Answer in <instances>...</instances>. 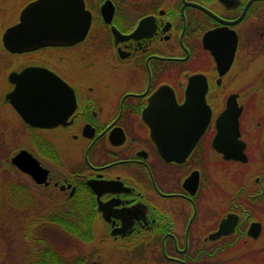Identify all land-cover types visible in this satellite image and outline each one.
<instances>
[{
    "label": "flooded vegetation",
    "instance_id": "1",
    "mask_svg": "<svg viewBox=\"0 0 264 264\" xmlns=\"http://www.w3.org/2000/svg\"><path fill=\"white\" fill-rule=\"evenodd\" d=\"M33 1L0 0V48L5 72L63 82L47 81L58 122L30 125L2 102L46 169V182L24 175L49 205L103 217L107 203L92 233L109 252L79 247L82 264H264V0H59L89 12L82 38L11 52L2 32ZM167 124L169 159L152 127Z\"/></svg>",
    "mask_w": 264,
    "mask_h": 264
},
{
    "label": "water",
    "instance_id": "2",
    "mask_svg": "<svg viewBox=\"0 0 264 264\" xmlns=\"http://www.w3.org/2000/svg\"><path fill=\"white\" fill-rule=\"evenodd\" d=\"M89 22L90 14L87 11L61 10L59 0H35L21 10L16 23L5 28L2 32V43L11 52H22L44 45L71 42L82 38ZM8 80L14 83V87L4 93V97L26 123L45 127L58 122V118L53 119L47 113L48 109L54 108L59 103L51 97L55 93L50 88L52 83L47 81H55L60 86L64 85L58 77L46 68L26 66L18 72L10 71ZM55 85L58 86V84ZM61 103L65 110L63 117H66L74 107L72 95L66 93ZM189 103L188 100L185 106H181L185 112L189 110ZM203 111L206 113L204 118L207 119L208 110ZM169 126V124L152 126L157 134H161L156 138L159 140L162 154L167 159L173 157L170 148L172 138L167 134ZM195 140L196 136L187 139L185 141L187 148L191 147ZM9 161L21 172L29 174L36 183L46 182V169L27 149L20 148L10 156ZM88 182L96 192H99L96 183ZM102 207H107V203L98 201L97 208L105 216L106 211ZM103 219L109 221V217H103Z\"/></svg>",
    "mask_w": 264,
    "mask_h": 264
},
{
    "label": "rangeland",
    "instance_id": "3",
    "mask_svg": "<svg viewBox=\"0 0 264 264\" xmlns=\"http://www.w3.org/2000/svg\"><path fill=\"white\" fill-rule=\"evenodd\" d=\"M2 30L3 27H0V32ZM8 55L10 54L5 53L0 48V71L10 66L9 64L11 59ZM257 63L258 66H262L261 69L264 67V59L258 60ZM8 87L9 84L6 81V77L2 75L0 78V179H7V183H10L12 180H20L22 181L21 183L30 185V179L26 175L19 171L17 172L14 167L4 165L5 151V156L8 155L7 160L9 161L10 156L16 150L33 145L26 137L24 133L25 129L21 127L8 105L3 104L2 102L4 91H6ZM16 133L20 135L15 136ZM31 190L32 196L27 197L28 195H26V200L25 198H21L20 194L18 196V192H15V189L11 191L8 190V193H10V196L12 197H4L2 204H0V264H21L27 258V252L31 250L22 234L26 222L30 220L29 217H32L29 215H33L34 210L29 208V210L25 213V209L29 204L33 203V199L35 197L34 194H38V191L41 189L32 188ZM41 204L47 205L48 202L44 198V201ZM41 227V235L49 240H51V237L59 234L55 231V227L53 225H49V223H45ZM98 228L103 229V226L99 225ZM51 242H53L59 250L60 247L63 248L66 245L64 244V239H62V237L52 238ZM105 242H109V240ZM76 245L77 243L73 241L70 245L71 249H67L65 253L74 254L77 251H80L79 247L83 250L85 248L83 244L80 246ZM103 250L105 252H109V243L103 246Z\"/></svg>",
    "mask_w": 264,
    "mask_h": 264
},
{
    "label": "trees",
    "instance_id": "4",
    "mask_svg": "<svg viewBox=\"0 0 264 264\" xmlns=\"http://www.w3.org/2000/svg\"><path fill=\"white\" fill-rule=\"evenodd\" d=\"M5 154L4 165L13 167L7 160L8 155L5 156ZM6 181L8 180L4 178L0 179V204H2L4 197H12L8 193V190L15 189V192H18V196L20 194V197L25 198V200L26 195L29 197L27 184L21 183L22 181L20 180H9L11 181L10 183ZM34 196L33 203L28 205L25 213L29 208L34 210V212L33 215H29L32 217H29L30 220L26 222L22 234L31 250L27 252V258L21 264H82L81 257L76 254L77 252L74 254L65 253L67 249H71L70 245L73 241L79 246L82 244L84 246H103L109 243L100 241L92 233V231L102 229L98 228L102 223L92 214L90 210L91 206L88 207V212H86V208L76 204L71 199L65 200L62 206L53 204L43 205L41 204L44 201L42 195L38 193L34 194ZM45 223L53 225L56 229L55 231L59 233H56L57 237H51V240L52 238L59 237L64 239V244L66 245L63 248L60 247V250H58V247L51 240L41 235L40 229Z\"/></svg>",
    "mask_w": 264,
    "mask_h": 264
},
{
    "label": "bare ground",
    "instance_id": "5",
    "mask_svg": "<svg viewBox=\"0 0 264 264\" xmlns=\"http://www.w3.org/2000/svg\"><path fill=\"white\" fill-rule=\"evenodd\" d=\"M2 69V68H1ZM6 70L4 69V70H1L0 71V78H1V76L3 75L4 77H7L8 78V74H9V72H5ZM7 78H6V80H7ZM7 83H8V81H7ZM11 110V112H12V114L16 117V115L14 114V112H13V110L12 109H10ZM28 147H31V146H26V147H22V148H25V149H27ZM32 188H36V187H33L32 185H28V192H29V196H32V194H31V192H32ZM40 191V190H39ZM39 191H38V193H39ZM40 194V193H39ZM42 195V194H41ZM42 197L44 198V196L42 195ZM65 202V201H64ZM64 202H62V203H60L58 206H62V204H64ZM84 208H86V206H83ZM98 209V208H97ZM102 209H104V211H106V213H107V211H108V209H107V207H102ZM100 211V210H99ZM95 217V216H94ZM103 217H106V215L104 216L103 215ZM103 217H97L98 218V220L99 221H102L103 220ZM59 250V249H58Z\"/></svg>",
    "mask_w": 264,
    "mask_h": 264
},
{
    "label": "snow or ice",
    "instance_id": "6",
    "mask_svg": "<svg viewBox=\"0 0 264 264\" xmlns=\"http://www.w3.org/2000/svg\"><path fill=\"white\" fill-rule=\"evenodd\" d=\"M52 87H53V89H55V87H56V86H55V85H53ZM52 98H53V99H55V96H53Z\"/></svg>",
    "mask_w": 264,
    "mask_h": 264
}]
</instances>
